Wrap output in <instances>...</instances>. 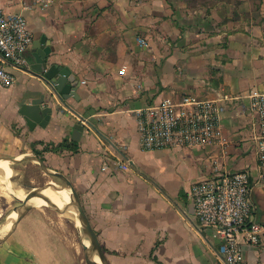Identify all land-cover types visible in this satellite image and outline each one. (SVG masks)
<instances>
[{"label": "crops", "instance_id": "crops-1", "mask_svg": "<svg viewBox=\"0 0 264 264\" xmlns=\"http://www.w3.org/2000/svg\"><path fill=\"white\" fill-rule=\"evenodd\" d=\"M172 7L166 0H0L5 14L27 19L34 37L29 68L8 63L17 80L0 85V155L37 150L67 175L111 264H223L188 194L196 182L224 172L252 175L253 219L264 226L259 123L250 99L264 93L262 32ZM43 48L49 65L78 78L79 98L68 100L73 111L57 101L50 121L31 129L21 102L51 92L29 71L33 50ZM188 94L223 107L218 141L144 150L136 111ZM75 124L84 127L78 141ZM61 144L69 147L56 152ZM113 161L129 169L117 170ZM31 211L0 244V264H79L70 242ZM243 259L264 264V235L258 246H245Z\"/></svg>", "mask_w": 264, "mask_h": 264}, {"label": "built area", "instance_id": "built-area-1", "mask_svg": "<svg viewBox=\"0 0 264 264\" xmlns=\"http://www.w3.org/2000/svg\"><path fill=\"white\" fill-rule=\"evenodd\" d=\"M34 44L27 19L0 10V85L9 88L17 80L7 68L28 67L27 52ZM8 61V63H7ZM251 110L259 123L256 155L260 180L264 181V93L253 92ZM223 107L219 102L188 94L179 99L165 97L159 103L136 111L141 147L146 151L175 148H207L220 137ZM115 169L128 170L129 164L113 161ZM253 177L247 171L224 172L196 182L189 199L200 229L219 244L223 264H244L245 246L262 242L264 226L253 219Z\"/></svg>", "mask_w": 264, "mask_h": 264}, {"label": "water", "instance_id": "water-1", "mask_svg": "<svg viewBox=\"0 0 264 264\" xmlns=\"http://www.w3.org/2000/svg\"><path fill=\"white\" fill-rule=\"evenodd\" d=\"M33 52L36 61L31 65L29 71L42 80L51 92L43 94L40 99H34L30 102L24 99L21 102L20 112L31 129L37 125L45 126V123L50 121L53 107H55L54 105H56L57 101L72 110L68 100L71 97L79 98L77 95L78 78L67 68L56 64H48L49 48H43V51L36 49ZM0 57L3 59L1 54ZM82 131H84V127L80 124H75L73 140L78 141L79 138H76V136L80 135ZM24 162H32L38 165L45 174L55 178L57 181L52 180L40 186H30L22 198L14 192L15 197L19 200V205L0 224V244L6 242L12 236L17 230L19 223L31 210L45 207L60 214L69 213L73 215L78 240L82 246L86 264H111L99 235L84 207L80 194L67 175L51 168L35 152H25L15 157L0 155V166L6 163L11 167ZM48 193L53 194L55 198L52 199ZM64 194L67 195L68 199H65Z\"/></svg>", "mask_w": 264, "mask_h": 264}, {"label": "rangeland", "instance_id": "rangeland-1", "mask_svg": "<svg viewBox=\"0 0 264 264\" xmlns=\"http://www.w3.org/2000/svg\"><path fill=\"white\" fill-rule=\"evenodd\" d=\"M168 5L183 6L188 10L196 9L204 14H215L216 17L229 20L244 27H257V30L262 32L264 38V0H172ZM174 9V8H173ZM215 19V18H214ZM219 22V21H218ZM220 23V22H219ZM11 169L10 181L6 182L4 171L0 170V224L3 223L11 214L13 209L19 205V200L15 197L17 194L23 193L30 188V186H40L55 178L45 174L41 168L32 163L24 162L18 165H13ZM25 188V189H24ZM21 189V190H20ZM10 195V196H9ZM36 214L38 217H44L50 225L70 242L72 251L76 252L77 262L79 264H86L82 246L79 243L75 219L73 215L66 213L60 214L49 208L41 207L35 208L31 211V215Z\"/></svg>", "mask_w": 264, "mask_h": 264}, {"label": "bare ground", "instance_id": "bare-ground-1", "mask_svg": "<svg viewBox=\"0 0 264 264\" xmlns=\"http://www.w3.org/2000/svg\"><path fill=\"white\" fill-rule=\"evenodd\" d=\"M0 170H2V171H4V174H5V176H6V182H7V184H8V182H9V180H10V178H11V176H12V174H11V169H10V167L5 163V164H3L2 166H0ZM1 174V173H0ZM1 181H2V179H0V186H1ZM25 189V188H24ZM21 190V189H20ZM24 195L25 194H23V193H18V196L19 197H24ZM48 195L53 199V198H55V196L53 195V194H51V193H48ZM10 196V195H9ZM64 196H65V199H68V197H67V195L66 194H64Z\"/></svg>", "mask_w": 264, "mask_h": 264}, {"label": "trees", "instance_id": "trees-1", "mask_svg": "<svg viewBox=\"0 0 264 264\" xmlns=\"http://www.w3.org/2000/svg\"><path fill=\"white\" fill-rule=\"evenodd\" d=\"M73 145L77 146L76 143L73 144ZM68 147H69L68 145L61 144V145H59V147H58L55 151L57 152V151H60V150L66 149V148H68ZM73 149H74V152H75V151H76V148H73ZM45 150H46V148L44 149V152H45ZM33 152H35L37 155H39L40 157H42V156H41L42 154H40V152H38L37 150H34ZM42 160L46 161L45 158L43 159V157H42ZM46 163H47V162H46ZM104 250H105V249H104Z\"/></svg>", "mask_w": 264, "mask_h": 264}]
</instances>
